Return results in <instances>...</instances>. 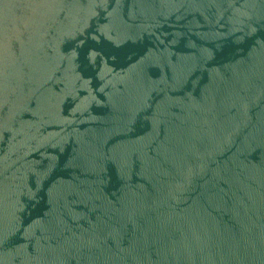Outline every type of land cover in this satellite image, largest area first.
Returning a JSON list of instances; mask_svg holds the SVG:
<instances>
[{
  "label": "water",
  "instance_id": "obj_1",
  "mask_svg": "<svg viewBox=\"0 0 264 264\" xmlns=\"http://www.w3.org/2000/svg\"><path fill=\"white\" fill-rule=\"evenodd\" d=\"M0 264H264V0H0Z\"/></svg>",
  "mask_w": 264,
  "mask_h": 264
}]
</instances>
